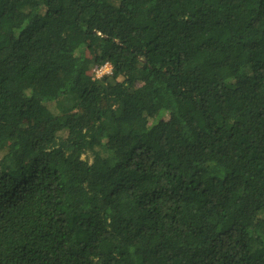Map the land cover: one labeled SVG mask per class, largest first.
<instances>
[{"label": "trees", "instance_id": "trees-1", "mask_svg": "<svg viewBox=\"0 0 264 264\" xmlns=\"http://www.w3.org/2000/svg\"><path fill=\"white\" fill-rule=\"evenodd\" d=\"M0 264H264V0H0Z\"/></svg>", "mask_w": 264, "mask_h": 264}, {"label": "built area", "instance_id": "built-area-1", "mask_svg": "<svg viewBox=\"0 0 264 264\" xmlns=\"http://www.w3.org/2000/svg\"><path fill=\"white\" fill-rule=\"evenodd\" d=\"M110 69H111L110 66L107 65L101 71L98 72V75H102L104 73H108V72H110Z\"/></svg>", "mask_w": 264, "mask_h": 264}]
</instances>
